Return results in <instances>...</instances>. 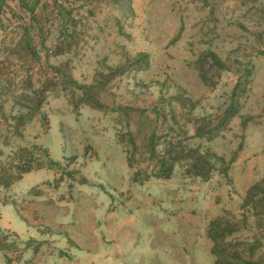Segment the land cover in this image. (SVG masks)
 I'll return each mask as SVG.
<instances>
[{
	"label": "rangeland",
	"instance_id": "rangeland-1",
	"mask_svg": "<svg viewBox=\"0 0 264 264\" xmlns=\"http://www.w3.org/2000/svg\"><path fill=\"white\" fill-rule=\"evenodd\" d=\"M0 264H264V0H0Z\"/></svg>",
	"mask_w": 264,
	"mask_h": 264
}]
</instances>
